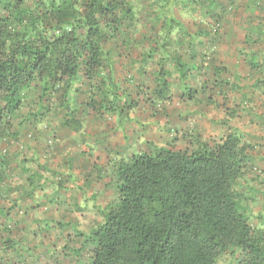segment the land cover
<instances>
[{"label":"rangeland","instance_id":"1","mask_svg":"<svg viewBox=\"0 0 264 264\" xmlns=\"http://www.w3.org/2000/svg\"><path fill=\"white\" fill-rule=\"evenodd\" d=\"M210 1L131 0L134 20L121 24L104 45L119 86L116 105L122 109L121 117L116 110H101L100 97L92 95L86 82L73 86L79 91L70 92L69 107L60 104V93L47 103L40 100L38 84L22 91L21 105L9 119L6 135H0V264H88L91 246L83 236L103 220L105 206L117 199L115 164L146 151L149 143L193 148L200 140H218L227 127L237 124L245 134L252 128L264 132L261 118L247 124L242 117L246 104L235 105L250 87L245 79L250 70L233 62V47L240 46L235 39L250 30L244 25L248 18L249 24L264 19V0H214L213 7ZM168 17L183 29L173 28L167 36ZM150 48L153 56L146 58ZM166 53L180 54L190 69L182 78L171 59L164 63L170 71L165 77L168 86L165 97L157 100L159 60ZM41 104L50 108L49 113L32 116ZM145 112L152 116L151 126L143 129L131 115L143 119ZM133 119L134 129L125 131L123 122ZM141 129V138L136 139ZM241 139L247 158L262 151L252 149L249 135ZM262 146L256 144L255 149ZM260 157L264 159L263 154ZM68 159L74 165L81 159L93 166L84 188L77 185L76 176H68ZM103 160L109 162L106 168L100 167ZM254 161L247 159L243 177L235 182L252 225L256 212L264 208V160ZM74 165L73 170L80 168ZM90 185L93 189L87 191ZM235 256L236 250L229 249L215 264H235Z\"/></svg>","mask_w":264,"mask_h":264},{"label":"trees","instance_id":"2","mask_svg":"<svg viewBox=\"0 0 264 264\" xmlns=\"http://www.w3.org/2000/svg\"><path fill=\"white\" fill-rule=\"evenodd\" d=\"M0 9V135H6L22 91L35 84L40 100L60 93V104L69 107L70 92L79 91L73 86L86 82L100 97L98 107L121 117L119 86L104 45L121 24L134 20L131 0H0ZM164 26L167 36L183 29L172 17ZM153 53L150 48L145 57ZM169 59L182 78L190 69L180 54L161 56L157 100L167 91L170 71L163 64ZM49 111L41 104L32 116ZM147 147L115 164L117 199L83 236L91 246L88 264H215L229 249L236 250L235 264H264V228L252 226L235 190L247 161L238 131L227 127L218 140L183 150ZM72 165L68 159L67 169Z\"/></svg>","mask_w":264,"mask_h":264},{"label":"crops","instance_id":"3","mask_svg":"<svg viewBox=\"0 0 264 264\" xmlns=\"http://www.w3.org/2000/svg\"><path fill=\"white\" fill-rule=\"evenodd\" d=\"M235 20L237 21V25L241 24L239 19L235 18ZM244 25L247 29H250V30H248V32L246 33L240 34V38L237 37L235 39L234 43L238 44V42H240L241 47L238 45H235L233 47V50H235V53L233 56V62L235 64L243 63L249 68L250 70L248 73L249 75L245 79L247 81L246 85H249L250 87L245 89L246 95L240 94L239 100L234 101L232 99V101L235 102V105H239V103L241 102L242 107L244 104H246L247 109H246L245 115H242V117L246 119L247 124L251 122H255V118L256 119L261 118L260 121L264 123V44H262L263 39H264V19H260V20L254 19L251 22V24H249V18H248L247 23H245ZM250 37H252V40ZM260 40H261V44L259 43ZM251 44H254V45H251ZM245 46L246 48H244ZM137 114H140V113L137 112ZM137 114L131 115V118H137L139 121H141V123L144 125L142 126L143 129H146L148 126H151L150 119L152 116H148V113L145 112L143 119H140L139 115ZM256 114L258 115L255 116ZM179 115L180 114H178V116ZM181 117L186 119V116H184L183 114L181 115ZM133 124H135L134 119L123 122L122 127L125 129V131L127 129H134ZM234 128L241 129L242 127L241 126L239 127L237 124L234 126ZM237 131L242 136L249 135L250 139L253 141L251 142L253 150L255 151L262 150L260 153L254 152V154L252 156H248L247 159L253 160V161L254 160L259 161L262 163L264 159L260 157V155L262 154L264 155V148L256 147L255 149V145L261 143L263 145L262 147H264V132L263 131L258 132L257 130H255V128H252L251 132L246 130V132H250V134H245L244 132L239 131L238 129ZM141 135H142V129L139 131L138 136H136V139L141 138ZM130 138L133 140V137H130ZM103 161L104 162H102L100 167L106 168L109 162H105L106 160H103ZM77 166H80V168L76 170H73V167L71 169L68 168V171L69 172L71 171L68 174V176H76L77 185L82 186L84 183V180H86V176L92 171L93 166L91 167L90 164H87V162H83L81 159L79 160L78 164L74 165V168ZM83 176L85 177L82 178ZM82 187L84 188V186ZM85 189L87 191L88 190L90 191L93 189V187L90 185V187H85ZM255 215L256 216L254 220H255L256 225H252V226L256 228L258 227L264 228V208L263 207L259 208V210L256 212Z\"/></svg>","mask_w":264,"mask_h":264}]
</instances>
